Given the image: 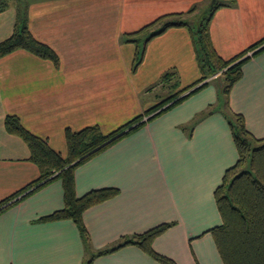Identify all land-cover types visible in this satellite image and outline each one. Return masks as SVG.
Wrapping results in <instances>:
<instances>
[{"label":"crops","instance_id":"obj_1","mask_svg":"<svg viewBox=\"0 0 264 264\" xmlns=\"http://www.w3.org/2000/svg\"><path fill=\"white\" fill-rule=\"evenodd\" d=\"M27 2L30 31L57 52L60 62L24 49L0 58V201L40 175L26 142L6 130L7 115L19 116L64 156L67 128L98 124L109 133L136 116L143 120L75 170L78 196L99 188L119 191L84 212L90 247L72 219L40 220L64 206L62 181L56 179L18 194L20 200L0 212V264H86L91 259V264H162L134 244L93 254L164 223L173 225L154 240L157 252L178 264H223L209 230L222 223L215 189L239 154L225 114L207 113L219 103V87L213 81L149 120L201 84L188 87L201 77L191 32L172 27L151 39L136 70L144 39L138 45L128 40L135 33L149 36L159 26H148L165 14L212 0ZM20 6L12 0L0 13V42L13 33ZM196 13L188 14L191 20ZM210 32L217 52L233 58L264 38V0L220 7ZM262 47L264 42L248 51L243 77L229 96L231 112L242 114L257 138L264 137V50L252 53Z\"/></svg>","mask_w":264,"mask_h":264},{"label":"trees","instance_id":"obj_2","mask_svg":"<svg viewBox=\"0 0 264 264\" xmlns=\"http://www.w3.org/2000/svg\"><path fill=\"white\" fill-rule=\"evenodd\" d=\"M11 1L0 0V13L10 6ZM234 3L235 0H228L227 2L217 0L214 4L209 5L206 15L203 18H198L193 24L187 22L185 16L194 12L197 9L196 7L187 12L165 14L148 26L152 27L159 24V22L161 23V27L156 28L146 38L145 46L151 39L164 33L169 28L189 27L201 77L196 83L188 87H193L200 82L201 84L165 108L159 110L166 103L178 97L179 93L153 106L147 113L159 110L148 118L151 120L182 101V99L205 88L211 82L215 81L217 83L219 103L216 106H211L207 113L221 110L225 114L239 158L233 166L225 171L221 184L215 189V199L222 217V223L209 231L213 234L223 264H264V137L257 138L251 134L247 129L244 116L231 112L229 108L231 90L242 79L243 65L250 57L246 54L248 51L260 46L264 42V38L233 58L225 59L217 52L210 32V24L216 11L222 6H230ZM20 7L13 33L0 42V58L15 50L24 49L41 58L50 59L58 65L60 58L57 52L32 34L28 26L27 7L22 5ZM135 35L136 33L132 34L131 37H128V40L138 45V39ZM144 50L145 47L139 51L134 70L142 62ZM263 50L264 47L255 51L252 55ZM168 74L171 73H165L163 79H166ZM142 120L143 115L136 116L109 133H104L98 124L89 125L77 131L67 128L65 138L68 154L64 156L53 149L47 139L28 130L19 116L7 115L5 118L6 130L11 134L20 136L26 142L30 150L29 159L37 165L40 175L26 188L0 201V212L17 203L20 199L13 201L15 197L27 189L33 191L56 179H60L64 190V206L51 214L43 216L40 220L72 219L79 228L85 247L89 248L91 237L84 221V212L115 197L119 191L117 188H99L78 196L76 193L75 170L95 154L136 129L137 123ZM142 123L140 122V124ZM172 225V223H164L142 234L125 238L114 247L97 251L93 254V257L134 244L140 246L162 264H178L173 258L157 252L153 247L154 240ZM91 263L92 259L88 260L86 264Z\"/></svg>","mask_w":264,"mask_h":264},{"label":"rangeland","instance_id":"obj_3","mask_svg":"<svg viewBox=\"0 0 264 264\" xmlns=\"http://www.w3.org/2000/svg\"><path fill=\"white\" fill-rule=\"evenodd\" d=\"M221 1H223V0H221ZM18 2L21 3L22 6H27V3H28L27 0H18ZM193 5L195 7L197 6L195 3ZM193 5L191 6L192 8L194 7ZM197 7H198L197 8V13L193 15L192 20L190 19L188 14H186V16H185L186 21L189 22L190 24H193V22L195 23L198 20V18H203L204 17L206 15V13H207L206 11L209 8V5L208 6H197ZM156 27L160 28L161 27V23L159 22V24L155 25L154 27H151V29H155ZM147 36L145 37V35L144 36H137V34L135 35V37L137 39H144V41H142V43H141L142 44L141 45L142 48L145 47V40H146ZM168 88H172V86H168ZM158 92H160V91H158ZM160 93H162V92H160ZM20 198H21L20 196L18 198L15 197V199L13 201H15L17 199H20ZM11 203H12V201H11Z\"/></svg>","mask_w":264,"mask_h":264},{"label":"water","instance_id":"obj_4","mask_svg":"<svg viewBox=\"0 0 264 264\" xmlns=\"http://www.w3.org/2000/svg\"><path fill=\"white\" fill-rule=\"evenodd\" d=\"M217 0H212V4H214Z\"/></svg>","mask_w":264,"mask_h":264}]
</instances>
